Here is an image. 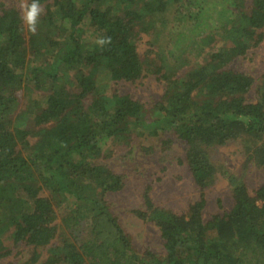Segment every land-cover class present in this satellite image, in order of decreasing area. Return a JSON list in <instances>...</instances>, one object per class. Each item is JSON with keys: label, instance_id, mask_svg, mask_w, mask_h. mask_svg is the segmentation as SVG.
<instances>
[{"label": "trees", "instance_id": "obj_1", "mask_svg": "<svg viewBox=\"0 0 264 264\" xmlns=\"http://www.w3.org/2000/svg\"><path fill=\"white\" fill-rule=\"evenodd\" d=\"M49 1L35 34L0 2V135L17 139L0 147V261L24 247L32 255L21 264H264V185L247 187L251 167L264 172V81L231 67L264 42V0H39ZM169 9L177 21L160 20ZM202 21L211 32L186 38ZM152 68L162 85L152 107L111 92ZM146 134L182 145L201 192L178 214L146 188L133 214L159 229L161 257L134 247L105 200L125 176L102 158L115 143L145 148ZM229 143L244 155L238 174L207 152ZM220 171L234 203L207 225L204 192Z\"/></svg>", "mask_w": 264, "mask_h": 264}, {"label": "rangeland", "instance_id": "obj_2", "mask_svg": "<svg viewBox=\"0 0 264 264\" xmlns=\"http://www.w3.org/2000/svg\"><path fill=\"white\" fill-rule=\"evenodd\" d=\"M0 2L20 10L18 7L20 0H0ZM52 5V1L43 4L44 12ZM160 20L172 23L178 18L174 15V11L169 9ZM189 25L185 33L188 34L186 38H192L193 35L202 38L212 30L208 21H202L197 26L192 22ZM23 26L26 27V24L24 23ZM141 46L145 48L144 45ZM189 53L193 54V50H190ZM160 61L165 63V66L170 67L164 56L160 58ZM231 67L238 71L247 72L255 79V86L259 85L261 81H264V42L251 49L246 57L236 59ZM155 69H150L148 75L135 84L112 83L111 92H118L121 95L128 94L132 98L140 99L146 103L148 108L152 107L162 94V85L158 83L156 75L153 73ZM254 95L255 87L249 97H254ZM25 126L27 130L35 129L32 119H27ZM167 137L162 134L157 137L146 134L140 140L145 148L140 147L139 139L133 141L131 148L122 143H115L112 156L106 159L105 157L102 158V161L109 163L114 171L125 176V187L122 191L107 194L105 200L113 204V212L118 217L120 224L132 236L134 247L141 253H144L148 248L158 257H161L164 251L159 229L153 223L142 221L133 214L134 210L145 208L143 194L146 188L151 187L150 196L155 206L169 209L178 214L186 213L189 206L198 200L201 194L187 164L184 162L182 145L177 141L172 144L168 142L163 144ZM14 143H17L14 130L11 129L9 132L0 135V147ZM207 152L211 161L217 164L219 168L222 169L224 166L231 173L238 174L241 172L245 159L238 143H229L222 147H210ZM262 185H264V172L251 167L247 177L248 190L253 192ZM204 193L207 201L204 221L208 225L213 215L223 214L230 210L234 199L228 178L221 171L215 183ZM65 212V207L59 210L60 215ZM31 253L24 247L15 249L12 256L3 259L0 264H21L32 255ZM41 253V260H43L46 254L45 252Z\"/></svg>", "mask_w": 264, "mask_h": 264}, {"label": "clouds", "instance_id": "obj_3", "mask_svg": "<svg viewBox=\"0 0 264 264\" xmlns=\"http://www.w3.org/2000/svg\"><path fill=\"white\" fill-rule=\"evenodd\" d=\"M18 7L21 10L22 19L27 25L28 30L35 34L37 31L39 17L44 12L43 6L40 4L39 0H32L31 3H28L27 0H20ZM98 43L101 45L111 43V38H102L98 41Z\"/></svg>", "mask_w": 264, "mask_h": 264}]
</instances>
